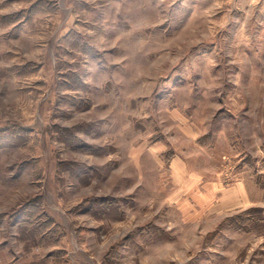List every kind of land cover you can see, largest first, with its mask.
<instances>
[{
	"label": "rangeland",
	"instance_id": "rangeland-1",
	"mask_svg": "<svg viewBox=\"0 0 264 264\" xmlns=\"http://www.w3.org/2000/svg\"><path fill=\"white\" fill-rule=\"evenodd\" d=\"M0 264H264V1L0 0Z\"/></svg>",
	"mask_w": 264,
	"mask_h": 264
},
{
	"label": "crops",
	"instance_id": "crops-1",
	"mask_svg": "<svg viewBox=\"0 0 264 264\" xmlns=\"http://www.w3.org/2000/svg\"><path fill=\"white\" fill-rule=\"evenodd\" d=\"M264 1V0H263Z\"/></svg>",
	"mask_w": 264,
	"mask_h": 264
}]
</instances>
